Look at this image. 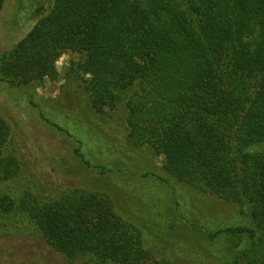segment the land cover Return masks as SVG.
Returning a JSON list of instances; mask_svg holds the SVG:
<instances>
[{"label": "trees", "instance_id": "trees-1", "mask_svg": "<svg viewBox=\"0 0 264 264\" xmlns=\"http://www.w3.org/2000/svg\"><path fill=\"white\" fill-rule=\"evenodd\" d=\"M35 1L0 0V237L35 235L71 263H152L140 229L116 212L109 193L75 187L47 198L57 185L23 177L11 127L35 124L4 89L54 81L55 64L68 53L66 114L78 115V95H87L89 110L123 120L126 146L149 147L178 182L245 209L249 224L208 232L209 240L230 241L231 257L214 264H264V0ZM19 28L26 32L13 42ZM49 127L64 145L73 138L70 156L86 169L126 173L125 151L106 131L91 133L89 145L112 147L116 170L92 164L82 138ZM57 156L64 162L60 150ZM10 183L18 194L5 190ZM205 259L198 264L211 262Z\"/></svg>", "mask_w": 264, "mask_h": 264}, {"label": "rangeland", "instance_id": "rangeland-1", "mask_svg": "<svg viewBox=\"0 0 264 264\" xmlns=\"http://www.w3.org/2000/svg\"><path fill=\"white\" fill-rule=\"evenodd\" d=\"M35 2V0H25L24 4L29 3L31 6ZM27 13H24L22 19L25 22ZM6 16H9V13H6ZM1 19L3 23V15ZM2 23L0 30L3 29ZM16 30L12 37L13 42L19 40L26 32L22 28ZM0 39H3V34ZM71 56L64 53L59 57L55 64L57 78L54 81L43 80L18 88L8 85L7 90L4 89L8 97L13 95L15 100L22 104L17 110L35 124V126H26L23 121L19 125H14V128L11 127V142L13 141L17 151L22 153L27 167L23 177L40 181L42 185L47 183H52V186L57 185L54 187L56 189L50 187L47 190V198L56 197L62 189L75 187L91 192L109 193L116 212L140 229L144 247L150 251L151 264H198L200 258H206L205 261L210 260L214 264L224 261L227 257L230 258V241L225 236L209 240V233L212 234L221 228L249 224L247 211L244 209L241 213V207L236 204L225 202L214 195L178 182L165 171L162 159L149 147L126 146L123 120L119 119V122L113 123V117L117 114L107 112V116L106 114L102 116L94 110H89L85 106L87 95L86 97L79 93L81 108L76 111L78 115L68 116L64 106L68 107L71 99L65 90L67 84L64 76ZM0 88L3 89V83H0ZM27 102L32 104L26 105ZM120 110L122 112V109ZM0 112L3 114V107H0ZM88 117L90 119L87 122ZM90 124L96 132L89 129L87 125ZM50 125L69 130L77 136L74 137L75 139L82 138L84 149L91 154L86 156L92 164L100 163L106 165L107 169L116 170L112 168L115 160L107 153L112 147L102 152L89 145L96 134L99 136L106 131L109 136L112 135L109 143L116 140L120 146L119 150L125 151L123 154L120 153L119 161L121 166L126 168V173L101 174L96 169H86L76 157L70 156V150L77 146L73 138H67L65 146L62 141L64 139L60 134L53 132ZM38 131H45V134ZM51 133L58 135L60 140L51 138L49 136ZM91 133H95V136ZM55 147L64 154L63 163L58 162V151ZM143 175L145 177H142ZM14 184L10 183L5 190L18 194L21 187L15 190ZM1 188L0 193L3 192V185ZM22 221L29 231L31 224H28V220ZM1 227L2 223L0 229ZM211 262L209 264H212ZM18 263L84 264L85 262L66 261L32 234L13 238L0 237V264Z\"/></svg>", "mask_w": 264, "mask_h": 264}]
</instances>
